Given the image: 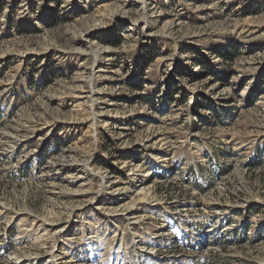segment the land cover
I'll return each mask as SVG.
<instances>
[{"label": "rangeland", "instance_id": "1", "mask_svg": "<svg viewBox=\"0 0 264 264\" xmlns=\"http://www.w3.org/2000/svg\"><path fill=\"white\" fill-rule=\"evenodd\" d=\"M51 254L264 264V0H0V264Z\"/></svg>", "mask_w": 264, "mask_h": 264}, {"label": "bare ground", "instance_id": "2", "mask_svg": "<svg viewBox=\"0 0 264 264\" xmlns=\"http://www.w3.org/2000/svg\"><path fill=\"white\" fill-rule=\"evenodd\" d=\"M76 163V162H75ZM154 242H158L157 240L156 241H154ZM17 258V257H16ZM39 258V257H38ZM40 258H42L41 256H40ZM48 260V261H47ZM46 261L47 262H49V263H53V264H58L57 262H56V259H55V256H54V254H51V255H48V259H47ZM39 261V260H38ZM35 262V263H34ZM17 263V262H16ZM39 264V262H37L36 261V259H35V261H32L31 262V264Z\"/></svg>", "mask_w": 264, "mask_h": 264}, {"label": "trees", "instance_id": "3", "mask_svg": "<svg viewBox=\"0 0 264 264\" xmlns=\"http://www.w3.org/2000/svg\"><path fill=\"white\" fill-rule=\"evenodd\" d=\"M201 67H203V68H205V65L204 64H202V65H200ZM209 73H211L212 74V72H209ZM210 75V74H209ZM14 233V232H13Z\"/></svg>", "mask_w": 264, "mask_h": 264}, {"label": "built area", "instance_id": "4", "mask_svg": "<svg viewBox=\"0 0 264 264\" xmlns=\"http://www.w3.org/2000/svg\"><path fill=\"white\" fill-rule=\"evenodd\" d=\"M39 264H43V262H40Z\"/></svg>", "mask_w": 264, "mask_h": 264}]
</instances>
